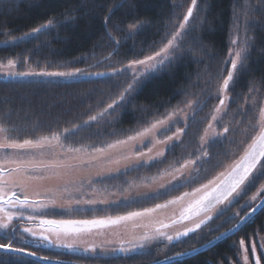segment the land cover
Wrapping results in <instances>:
<instances>
[{"label": "trees", "instance_id": "obj_1", "mask_svg": "<svg viewBox=\"0 0 264 264\" xmlns=\"http://www.w3.org/2000/svg\"><path fill=\"white\" fill-rule=\"evenodd\" d=\"M191 5L192 0H0V43L23 36L49 19L55 25L46 30L47 34L0 45V62L15 60L21 72L31 67L50 72L78 68L91 74L104 73L72 81L0 78V125L8 129L9 137L22 142L52 132L62 133L68 128L67 137H61L65 146L91 150L125 139L140 125L149 124L169 109L180 107L188 96L197 95L189 129L182 142L172 146L160 160L166 162L153 167L154 162L100 182L119 189H125L127 182L157 176L187 159L196 160L204 123L209 119L205 116L218 97L214 88L231 67L229 53L234 45L245 48L247 41L241 61L244 69L241 71L239 64L229 88L231 100L224 118L229 130L225 137L210 143L207 156L197 163L193 176H198V180L167 197L147 196L101 209L75 211L74 218L123 216L164 203L185 189L193 190L215 178L259 134L257 112L264 101V0H196L193 15L176 43L178 47L172 59L132 89V94L124 93L123 101L119 100L122 91L117 88L122 74L111 76L108 71L159 51L183 23ZM129 25H136L138 29L131 33L135 28ZM109 62L116 64L109 67ZM113 101H116L114 108L98 116L96 121L84 124L90 115L102 112ZM77 124L82 127L74 129L73 134V125ZM195 139L197 151L190 152L188 146ZM261 183L264 181L247 185L244 195L224 209L225 215H213L201 233H190L188 238L174 242L164 256L158 249L110 258L77 257L47 250L38 255L85 264H150L185 253L219 237L243 219L253 207L246 206L245 202L258 192ZM65 215L59 213L56 217L65 218ZM263 232L264 208L237 234L197 256L172 264L238 263L240 241L249 242L256 233ZM199 234L203 236L199 238ZM5 262L40 264L27 258L0 260V264Z\"/></svg>", "mask_w": 264, "mask_h": 264}, {"label": "rangeland", "instance_id": "obj_2", "mask_svg": "<svg viewBox=\"0 0 264 264\" xmlns=\"http://www.w3.org/2000/svg\"><path fill=\"white\" fill-rule=\"evenodd\" d=\"M185 28V27H184ZM138 28L131 30V33L136 31ZM179 28L177 29V31ZM176 31V32H177ZM32 32V31H31ZM29 32V33H31ZM177 37L175 44L178 42L179 38L181 37L182 33ZM37 35V34H36ZM32 36H20L23 39H17L14 43L20 42L22 40L29 39ZM8 40V41H13ZM9 43H0V45H7ZM164 46L161 45L160 48ZM238 47V48H237ZM233 46L231 53L234 54L237 50H239L240 46ZM173 49L170 52H174ZM97 56H95L96 58ZM147 57V56H146ZM146 57L138 58L137 60L145 59ZM160 59V58H157ZM172 59V55L169 57L168 60L165 61L164 65L167 64ZM104 61H108L105 59ZM136 61V60H132ZM132 61L127 62L126 65L130 64ZM154 63V62H153ZM116 64L115 62H109L108 66H112ZM99 65V64H97ZM126 65H122L121 69H124L123 72H117L116 69H111L108 71V75H121L120 84L118 85L119 90L123 92L124 88H127L128 84L132 82L133 71H136L137 74L144 69L143 65H137L135 69H129ZM107 66V67H108ZM239 66V64H238ZM163 67V66H162ZM162 67L158 68L155 71L149 70L145 75L139 77V80L133 84L134 89L138 84H143L146 80L152 76L153 73H157ZM238 68V67H237ZM29 69L34 71H45V70H38L34 68H27L25 71ZM231 70V67H230ZM226 71L224 77L226 78L227 73L230 71ZM8 71L4 69L0 71V78L7 79V78H18L20 80H64V81H72V80H79L88 76L95 75H85V69L81 70V74L79 76H74L71 78H64V77H47V76H8L3 74L4 72ZM13 71H18L17 66ZM47 71V70H46ZM89 73V72H87ZM115 73V74H114ZM107 74V73H106ZM116 78V77H114ZM222 79L218 81V84L214 88L215 92L217 93V100L214 103L212 110L210 111L206 118V123L202 120L205 125L204 131L201 135V140L198 143V151L196 146V139L190 142L188 146V151L190 152H199L200 159H196V163L193 165H189L187 169L184 171V176H181V180L185 179L186 177L193 176L194 172L196 171V165L198 162L205 158L202 153L207 152V147L210 145L211 142L222 139L226 136L227 133L223 132V128L225 125V116L227 115L231 94L229 90L227 93H221L219 91L220 86L222 85ZM232 82H230L231 85ZM229 85V88H230ZM127 93V92H126ZM132 94V92H130ZM129 94V95H130ZM228 98L224 101V105L221 106L219 101L224 99V96ZM126 96V95H125ZM193 96V97H192ZM197 95H191L185 98V102L181 104L179 107H174L169 109V111L164 112V114L153 121H151L147 125L139 126L133 133L142 130L143 128L150 127V125L160 119H166L170 114V119H166V123L159 125L155 130H153L148 136L142 138V140L134 142L133 144L129 145L127 148H117L111 150L109 153L100 156L97 153H94L92 149H86L87 152H80V153H67L62 151L59 148L54 150H50L47 147L41 150H35L33 154L37 155L38 159L44 160H64L67 161V164L70 166H65L61 168L46 170L44 172H37L35 175L42 176L44 178L39 180H33L28 183V193L31 199H37L40 201H48V200H55L54 204H49L48 207L39 209L37 211H32V209H24V213L26 215H33L35 216L37 212L40 211L41 216H35L37 219L35 220H27L23 221L24 219H16L14 218L10 224V228L15 227L17 223L19 224V229L23 230L24 227H33L38 233L41 231L39 227V222L41 219H51L57 221H93L99 219H106L108 217H117V216H103V217H95L93 220L90 219H83V218H74L72 215L75 211H86L92 209H101L113 205H118L121 203H127L130 201H135L147 196H154L158 192H163L164 189L160 187V184L163 183L167 187H171L169 183L170 177H165L163 180L158 181L157 183H151L150 179L147 180H140L134 182H127L125 189H119L117 187L108 185L105 186L104 184H100L102 180L108 179L110 177H116L122 172L131 170L134 168L135 165L141 163L142 161H137L135 159L132 160H124L122 157L127 154L128 149L132 150H140L142 149L144 152L147 153L148 147L151 146V141L154 139H165V136H172L173 139L168 141L165 144H157L155 148L152 149V153H148V155H155L156 152L163 150L164 155L162 157H157L156 160H153L150 164L160 161L164 158L166 152L175 144L181 143L185 133H187V129H189L190 119L194 116V112L196 110V100L194 101ZM264 97V95H263ZM190 105V106H189ZM219 107L220 111L217 113L215 109ZM264 111V101L263 105L259 112H257L258 117V124L259 128L261 129L262 123L260 120V113ZM215 115L216 119L213 121L212 116ZM248 124V122H247ZM211 125V127H209ZM177 128L181 129V133L177 134ZM245 131V130H243ZM246 132V131H245ZM128 134V135H129ZM253 141V140H252ZM251 141V142H252ZM251 142L249 144H251ZM248 144V145H249ZM248 146L244 149L243 153L235 160H233L229 165L234 163L235 161L239 160L241 156L244 155V152L247 150ZM43 153L41 156L40 153ZM196 152V155H197ZM119 159L120 163H114L115 160ZM149 164V165H150ZM182 164V163H181ZM263 165L262 160L260 164L257 166V171H259L260 167ZM180 166V165H178ZM177 166V167H178ZM228 166V165H227ZM225 165V171L227 169ZM171 170V169H167ZM222 171V172H223ZM163 172V171H162ZM255 174V173H254ZM219 175V174H218ZM217 175V176H218ZM214 179V178H213ZM139 180V179H138ZM144 182L148 183V187L142 186ZM172 183H179V181H173ZM135 185V186H132ZM246 184L244 189L247 187ZM114 187V188H113ZM19 191V190H17ZM185 191L191 192L190 189H185ZM181 192L179 195H182ZM245 190H242L240 195L233 199V202L237 201L240 196H243ZM264 192H261L260 189L254 195L257 196L255 202L251 201V198L245 202L246 206H255L258 204L262 198L261 196ZM39 194V195H37ZM258 194V195H257ZM177 195V196H179ZM191 199V198H189ZM76 201H80V203H76ZM84 201H95V203H84ZM188 203V200H185L182 204L170 206L168 209L160 210L157 213L153 214L152 216L146 217H139L134 218L132 220L121 221L117 224H108L106 226H85V225H75L73 227V231L70 234H63L59 238H57L54 231L45 233L49 236V239L53 241V243H49L48 241L40 240L38 238L32 237L28 233H23L22 237L27 238L32 241H37L40 243V247L38 251L52 252V253H66L71 254L77 257H104L110 258L114 256H124L128 257L134 255L136 253H148L158 249L160 251L159 254L164 256V254L168 253V246L172 245L174 242H178L179 240H173L169 243L164 237L159 236L155 232V228L159 227L161 222L172 224L173 219H179L180 213L182 208L185 207ZM242 205V207L245 206ZM228 206L226 205H219L217 210L212 213V216L217 215L220 213L221 210L226 209ZM144 210V209H143ZM140 210V211H143ZM8 211H14L13 209H9ZM59 213H65V218H58L56 217ZM4 213H0V217H2ZM125 216V215H123ZM242 220V219H241ZM240 220V221H241ZM239 221V222H240ZM20 222V223H19ZM193 223L192 220H187L181 223L173 224L171 227L162 229V231L167 232L169 235H175L177 232L184 230L186 227L191 226ZM206 224L202 225V227L198 230L201 233V230ZM6 229H0V234H3ZM197 231V232H198ZM195 234V233H193ZM192 234V235H193ZM145 236H148L149 239H144ZM203 234H199V238H201ZM188 238L182 237L180 240H184ZM264 240V232L262 234L256 233L255 236L251 237L249 242L243 241V245L239 243V256H238V263H231V264H255L256 258L259 257L260 264H264V247H261V241ZM72 245L71 248L63 247L60 245ZM138 245H143V247H138ZM253 245H255V252H253ZM121 248L125 249H134L130 252H123L120 251ZM37 249V247H36ZM95 249V251H92ZM245 249H247V262L244 260ZM34 252L35 254H38ZM33 252V251H29ZM41 256V255H40ZM24 257L12 255L8 253L0 252V260H17L22 261ZM66 261V260H64ZM74 262V261H73ZM80 263V262H78Z\"/></svg>", "mask_w": 264, "mask_h": 264}, {"label": "snow or ice", "instance_id": "obj_3", "mask_svg": "<svg viewBox=\"0 0 264 264\" xmlns=\"http://www.w3.org/2000/svg\"><path fill=\"white\" fill-rule=\"evenodd\" d=\"M196 7V0H192L191 7L188 8L186 15L183 18V23L179 25V30L172 35L171 39L167 41L166 44L159 50L156 51L153 55L147 56L145 59L132 61L130 64L126 65L129 69H135L137 65H143L144 69L140 71L138 74L136 71H133L132 82L128 84L127 88L124 89L119 96V100L123 101L125 99L124 93L132 91L133 84H135L139 77L145 75L149 70L155 71L158 68L164 66L166 60L173 54L170 52L174 47H178L175 44L177 37L180 35V32L184 30L185 25L188 23L189 19L193 15V10ZM247 15V13H245ZM54 21L49 19L46 23L41 24L39 27L33 28L31 33H26L25 36H32L36 34H47L46 30H50L54 28ZM136 25H129V28H135ZM38 38V36H37ZM23 39V37L17 38ZM116 44H119L118 40H115ZM14 43L13 41L5 40L4 43ZM235 44L236 41L234 40ZM247 41H245V48H240L234 54L229 53L231 70L227 73L226 78L223 79L222 85L220 86L219 91L221 93H227L229 90L230 82L233 81L234 75L237 73L238 64H240V70L243 71L244 64L242 61V53L246 51ZM160 58V59H157ZM246 60V57H244ZM154 62V63H153ZM17 64L15 60L9 59L6 63L0 62V71L7 69L8 71L4 72L8 76H47V77H64L71 78L74 76H79L81 74L80 69H75L73 71H34L29 69L28 71H13L16 68ZM117 72H123L124 69L117 68ZM85 75H92L91 73H84ZM115 74V73H114ZM97 76L104 75V73H96ZM228 97L225 95L224 99L219 101L221 106L224 105V101ZM116 101L107 105L102 112L97 113L96 115H90L88 120L84 121V124L87 125L90 121H96L98 116H103L108 109L114 108ZM190 106V105H189ZM217 113H219L220 108L217 107L215 109ZM170 114L166 119H170ZM212 120L216 119V116L213 115ZM166 119H160L153 122L150 127L143 128L140 131L135 132L134 134H129L125 139H117L112 143H108L103 147H96L92 149L94 153L103 156L109 153L113 149L117 148H127L129 145L134 142L142 140V138L148 136L153 130H155L159 125L166 123ZM260 120L262 125H264V111L260 113ZM81 125H73V134L74 129L81 128ZM211 127V125H209ZM228 128L225 126L223 128V132L227 133ZM70 129L65 128L63 132H52L51 135H43L39 138L33 139H23L21 142L16 137H9L7 135L8 129H6L3 125H0V213H4L2 217H0V229H8L9 225L16 219H27V220H35L36 217L33 215H26L24 213V209H32V211H37L39 209H43L48 207L49 204H54L55 200L48 201H40L37 199H31L28 189V183L33 180H39L44 177L37 176L35 173L44 172L46 170L61 168L65 166H70L67 164V161L64 160H44L38 159L36 154H33L35 150H41L44 148H48L50 150H54L56 148L61 149L67 153H80L82 151L87 152L86 149L83 148H73L72 146H65L62 142L61 137L69 134ZM177 134L181 133V129L177 128ZM172 136H165V139H154L151 141V146L148 147L147 153L142 149L140 150H132L128 149L126 155L122 157L124 160H132L135 159L137 161H142L134 166L133 170H139L140 168L148 167L149 164L156 160L157 157H162L164 155L163 150H160L155 153V155H148V153H152V149L156 147L157 144H165L168 141L172 140ZM42 156L43 153L41 152ZM202 155L207 156V152L202 153ZM196 159H200L199 156ZM261 160H264V126L261 127L259 134L253 139L251 144L248 145L247 150L244 152V155L240 157L239 160L235 161L231 165L227 166V169L223 172H220L218 176L214 179L209 180L207 183L200 184L198 187H194L191 192L184 191L182 195L176 196L172 199L165 200L164 203H157L154 207L145 208L143 211H135L129 212L125 216H117L115 218L108 217L106 219H99L93 221H57L51 219H41L39 222V227L41 231L38 233L33 227H24L23 231L30 234L34 238H38L40 240L48 241L49 243H53L49 239V236L45 233L54 231L57 238L63 234H70L74 229L72 226L75 225H85V226H106L108 224H117L121 221L132 220L134 218L152 216L160 210L168 209L170 206L182 204L185 200H188V203L185 207L182 208L179 219H173L172 224H167L161 222L159 227L155 228V232L164 237L169 243L173 240H180L182 237H187L190 233H196L204 224H207L208 221L212 220V213L215 212L219 205L231 206L233 203V199L240 195L244 186L246 184L257 183L258 181H264V165H262L257 171V165L260 164ZM166 161H158L156 164H152L153 167H156L159 163ZM114 163L119 164L120 160L117 159ZM196 163V160L187 159L180 166L172 165L170 166L171 170H164L157 176H153L150 179L151 183H157L160 180H163L166 176L170 177L169 183L171 187H167L165 184L161 183L160 187L164 189L163 192H158L155 194L156 199L161 197H167L171 192L178 191L181 188L188 187L190 184L194 183L198 180V176H190L181 180V176H184V171L189 167V165H193ZM197 171H199L197 169ZM255 173V175H253ZM173 181H179V183H172ZM135 186V185H132ZM144 187H148V183L144 182ZM19 190V191H17ZM260 191L264 192V183L260 184ZM39 195V194H37ZM258 195V194H257ZM191 198V199H189ZM257 196H252L251 201L255 202ZM76 203H80V201H76ZM84 203H95V201H84ZM264 205V200L261 201L260 204H256L251 208V212L255 213L258 207ZM9 209H13L14 211H8ZM225 211L221 210L219 215H225ZM239 215V213H237ZM185 220H192L193 223L191 226L186 227L184 230L177 232L175 235H169L167 232L162 231V229H166L171 227L173 224L181 223ZM230 222V221H229ZM243 221H241L242 223ZM239 224L236 225V228H239ZM13 233L17 231L16 227L11 229ZM235 231V229H233ZM224 235H227L225 233ZM144 239H149L148 236H145ZM219 239V237H218ZM241 245H243V240L240 241ZM63 247L71 248L72 245H60ZM138 247H143V245H138ZM261 247H264V240L261 241ZM0 250L6 253H14V254H26L29 256H35L34 252H26L25 249L19 247H13L11 243H0ZM134 249H125L121 248L120 251L130 252ZM95 251V249H92ZM253 252H255V245H253ZM247 249H245L244 260L247 262ZM184 255V253H177V257ZM37 259L44 260L45 257H36ZM175 259V258H173ZM7 264V262H5ZM255 264H260L259 257L256 258Z\"/></svg>", "mask_w": 264, "mask_h": 264}, {"label": "water", "instance_id": "obj_4", "mask_svg": "<svg viewBox=\"0 0 264 264\" xmlns=\"http://www.w3.org/2000/svg\"><path fill=\"white\" fill-rule=\"evenodd\" d=\"M258 166V165H257ZM262 200H264V197L262 198ZM261 200V201H262ZM261 201L258 203L260 204ZM264 208V205H261V207H258L255 211V213H252L251 211L241 220L243 221L241 223L238 222L237 224H239V228H236V225L231 228L230 230L226 231L225 233H227V235H224L225 233H223L222 235L219 236V239L218 237L211 240L210 242L196 248V249H193L191 251H188V252H185L184 255L182 256H179L177 257V255H174V256H171V257H168V258H165V259H162V260H159V261H156L154 263H150V264H172L174 262H177V261H183V260H186L188 258H191V257H194V256H197L211 248H213L214 246H216L218 243L232 237L233 235L237 234L249 221H251L262 209ZM187 221V220H185ZM184 222V221H183ZM233 229H235V231H233ZM26 252H29L27 250H25ZM0 252H3V253H6L2 250H0ZM8 254H12V255H17V256H21V257H24V258H27V259H30V260H33V261H37L39 262L40 264H85V263H78V262H73V261H64V260H58V259H51V258H47L45 257L46 259L44 260H40V259H37L36 257H43V256H40L38 254H35V256H29V255H26V254H14V253H8ZM175 258V259H173Z\"/></svg>", "mask_w": 264, "mask_h": 264}, {"label": "flooded vegetation", "instance_id": "obj_5", "mask_svg": "<svg viewBox=\"0 0 264 264\" xmlns=\"http://www.w3.org/2000/svg\"><path fill=\"white\" fill-rule=\"evenodd\" d=\"M27 68H29V67H27ZM38 215L41 216L40 211L37 212L35 216H38ZM23 221H26V220L24 219ZM15 227L17 228V231L15 233H13L11 231V229L13 227L10 228V225H9V228L6 229V231L3 234H0V243H11L13 245V247H19V248H23L27 251H33V252H36L37 250H39V248H41L39 242L32 241V240H29L27 238L23 239L22 234L25 232L23 230L19 229L18 223ZM36 247H37V249H36ZM37 253H38V251H37Z\"/></svg>", "mask_w": 264, "mask_h": 264}]
</instances>
